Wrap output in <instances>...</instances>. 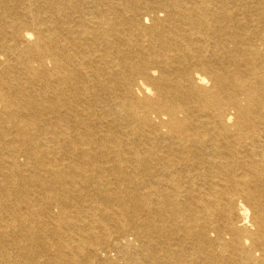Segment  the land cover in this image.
Wrapping results in <instances>:
<instances>
[{
  "label": "bare ground",
  "instance_id": "bare-ground-1",
  "mask_svg": "<svg viewBox=\"0 0 264 264\" xmlns=\"http://www.w3.org/2000/svg\"><path fill=\"white\" fill-rule=\"evenodd\" d=\"M0 264H264V0H0Z\"/></svg>",
  "mask_w": 264,
  "mask_h": 264
}]
</instances>
